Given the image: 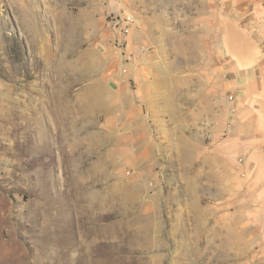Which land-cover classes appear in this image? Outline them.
Returning <instances> with one entry per match:
<instances>
[{
	"label": "rangeland",
	"instance_id": "374dc122",
	"mask_svg": "<svg viewBox=\"0 0 264 264\" xmlns=\"http://www.w3.org/2000/svg\"><path fill=\"white\" fill-rule=\"evenodd\" d=\"M82 1L0 0V264H264L197 109L199 77L211 106L220 92L199 53L208 2ZM136 71L167 97L93 100Z\"/></svg>",
	"mask_w": 264,
	"mask_h": 264
},
{
	"label": "crops",
	"instance_id": "0c3cea01",
	"mask_svg": "<svg viewBox=\"0 0 264 264\" xmlns=\"http://www.w3.org/2000/svg\"><path fill=\"white\" fill-rule=\"evenodd\" d=\"M204 1L208 2V7L200 15L208 33H198L199 53L205 60L206 56L215 58L205 64L211 68L212 75L219 76L220 92L211 106L206 81L199 80L198 76L199 118L206 124L205 111L209 116L213 110V121L211 117L209 121L215 126L209 129V134L215 136L216 158L223 162L230 160L240 172L238 184L236 175L229 171L231 226L251 227L257 233V244L264 251V0ZM81 7L89 9L86 4ZM134 31L137 36L136 26ZM135 36L134 48L143 52L144 44ZM147 71L155 70L149 66ZM134 74L139 80L137 84L140 83L136 88L124 84L111 90L104 84L96 85L93 100L107 104L117 100L137 105L150 102L153 92L158 98L167 97L163 85L147 81L146 71ZM181 84L189 90L195 87L188 80ZM225 92L233 95L234 101L230 96L223 98L222 95H227Z\"/></svg>",
	"mask_w": 264,
	"mask_h": 264
},
{
	"label": "built area",
	"instance_id": "2783aa9c",
	"mask_svg": "<svg viewBox=\"0 0 264 264\" xmlns=\"http://www.w3.org/2000/svg\"><path fill=\"white\" fill-rule=\"evenodd\" d=\"M125 47L126 46H124V55L126 54V55H129L128 54V51H127V49H125ZM130 52V51H129ZM229 99L231 100V101H234V96L233 95H231L230 97H229Z\"/></svg>",
	"mask_w": 264,
	"mask_h": 264
}]
</instances>
